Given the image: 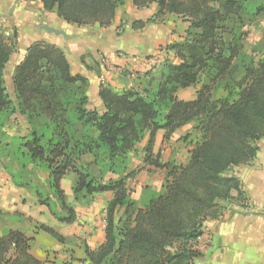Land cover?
<instances>
[{
    "label": "trees",
    "instance_id": "trees-1",
    "mask_svg": "<svg viewBox=\"0 0 264 264\" xmlns=\"http://www.w3.org/2000/svg\"><path fill=\"white\" fill-rule=\"evenodd\" d=\"M40 1L67 23L106 27L126 0ZM129 1L137 8L156 5L151 17L132 21L133 29L164 14L178 15L188 26L181 40L165 46L175 61L165 62L158 75L147 71L143 83L121 90L101 83V107L90 105L88 80L71 72L64 51L43 40L29 44L14 68L15 104L3 80L13 42L0 31V117L7 121L19 114L28 131L3 144L18 166L5 169L14 185L31 188L37 202L67 224L76 218L61 184L67 173L76 176L71 192L77 202L88 204L94 194L112 192L104 240L95 249L84 245L86 264H193L201 255L197 240L203 223L220 219L228 202L246 206L233 168L250 163L259 150L256 142L264 138V58L255 60L245 51L242 28L264 16V0ZM202 75L194 98L177 96ZM220 89L225 94L215 97ZM188 123L199 138L186 161L161 163L154 153L157 132L163 131L164 142ZM145 137L142 162L162 170L164 182L158 191L144 187L138 203L127 186L133 176L128 154ZM36 170L47 173L45 184ZM35 229L65 241L48 225ZM33 242V235L3 229L0 264H43L31 252Z\"/></svg>",
    "mask_w": 264,
    "mask_h": 264
},
{
    "label": "crops",
    "instance_id": "crops-1",
    "mask_svg": "<svg viewBox=\"0 0 264 264\" xmlns=\"http://www.w3.org/2000/svg\"><path fill=\"white\" fill-rule=\"evenodd\" d=\"M117 18L116 10L110 25L98 26L95 34L88 36L74 27L78 25L65 22L57 17L55 12L45 11L40 0H0V28L11 36L13 42V50L3 70V80L9 77L12 81L14 68L24 58L28 45L33 41L43 40L57 45L64 51L71 72L82 74L87 78L91 88L89 98L101 107V100L98 96L101 83L117 90L126 88L129 84L126 81L129 79L124 75L123 69L127 70L128 67L133 66L136 71L142 72L140 78L146 79L144 73L149 69L144 67L141 61L152 52L158 54L155 46L161 41L168 43H171L169 42L171 39L178 41L175 36L167 35L169 33L167 25H164L163 29L162 24H155L153 28H156V32L149 33L147 36L151 45H146V34L140 36L132 32V19L125 23L122 33L124 37H117L116 27L119 26V18ZM137 19L145 20L146 17L145 19L137 17ZM150 23L141 29L151 26ZM43 24L63 31V34L48 32L42 28ZM182 37L180 36L179 39L181 40ZM121 53L124 56L120 55ZM130 57L137 60L136 64H132ZM149 60L146 62H150ZM131 86L130 83L128 87ZM180 91L182 90L178 91L177 96ZM194 96L183 100L192 99ZM158 132L155 144H157ZM162 135L159 141H162ZM145 141L146 137L137 147L138 157H135L134 151L128 154L130 156L129 168L142 162ZM256 143L259 150L253 160L248 164L233 168L246 194V206L241 207L228 202L220 219L206 220L203 223V234L197 240V248L201 255L194 260L193 264H264V138ZM189 149L186 152L187 157ZM152 171L161 172L162 170L145 166L143 173L137 174V177L133 175L128 178L135 186L136 192L131 193L133 200L140 198L143 187H151L149 180L152 177L150 176ZM1 176L0 211L8 212L11 217L13 216L15 224L8 228L19 229L25 235L34 236L32 254L43 264H86L84 245L95 249L104 240L105 208L113 196L112 192L96 193L88 204L79 205L71 192L76 176L72 172L67 173L61 183L65 190L66 200L75 211L77 209L83 211L82 215L76 212L75 220L67 224L58 221L50 214L46 206L40 205L31 190L14 185L7 173ZM36 177L45 184L47 173L39 170ZM66 178L67 183L64 185ZM13 213L16 215H12ZM120 214L121 211L118 212V215ZM94 219L96 223L92 222ZM41 223L54 228L63 235L65 241L60 243L47 233L36 230L35 227ZM0 226L2 227L3 224L1 223ZM1 227L0 233L5 229Z\"/></svg>",
    "mask_w": 264,
    "mask_h": 264
},
{
    "label": "rangeland",
    "instance_id": "rangeland-1",
    "mask_svg": "<svg viewBox=\"0 0 264 264\" xmlns=\"http://www.w3.org/2000/svg\"><path fill=\"white\" fill-rule=\"evenodd\" d=\"M126 4L119 6L117 9V17L119 18V26L116 27V35L117 37H124L122 35L124 31V26L125 23L132 21L134 19H137V17H151L155 11H156V5L155 4H150L147 7L144 8H136L131 2L127 0L125 1ZM117 18V19H118ZM151 26L146 27V29H138L135 30L133 29V33H137L138 35H144L146 34V39L148 38L149 33H155L156 28H153L155 24H162V27L164 29V25H167L169 28V33L167 35H173L175 36V39L180 40V36L184 35V31L188 26V23H186L182 18L178 15L174 14H164L160 17H157L152 23H150ZM76 29L79 31H82L84 34L91 36L95 34L96 29L99 27L96 25H85V26H74ZM243 31L246 32V37L244 41V47L245 51L252 57H254L255 60L257 59H263L264 58V16L257 17L255 20L252 21H246V24L243 26ZM0 31L5 35L6 38L11 39V36H8L6 31H3V29L0 28ZM148 31V32H147ZM174 41V40H173ZM172 42V39L169 41ZM168 44L167 41H161V43L157 44L155 46V51L158 52V54H154L152 52L151 54L147 55L145 57V60L141 61V63H144V67H148L149 71L153 75H158L160 71H162L163 64L167 61H175L173 58V54L171 51H168L165 49V46ZM146 45H151L150 40L147 39ZM124 56V54H120ZM132 60V64H136L137 60H134V57H130ZM148 59H150V62H146ZM138 71V70H137ZM136 71L135 66L133 67H128L127 70L123 69L124 75L128 76L129 81L127 80L129 84L131 83L132 86H137L145 81L143 78H140L142 72ZM240 73H237V76H239ZM147 79V78H146ZM204 81V75H202L199 78V81L196 85L189 87L188 89L182 90L179 92L178 96L182 99H188L192 96H194V93L196 89L199 87L200 83ZM126 85V88L128 85ZM4 86L6 88V92L9 95V98L16 104V99L14 95V90H13V85L12 81L10 80L9 77H6L4 80ZM86 93L90 97L91 93V88L88 87L86 88ZM178 93V92H177ZM225 91L222 89L218 90L215 92V97L224 95ZM194 98V97H193ZM93 99V98H92ZM92 101L90 105H92ZM88 105V106H90ZM17 115V114H14ZM12 116L11 118L4 120V118L0 117V121H6L5 125L3 127H0L2 130H0V178L2 177L1 175H5L7 173L6 169H11V170H16L17 169V164L10 156L7 155L9 149H4L3 144L5 142L10 141V137L8 135H13V136H20V135H26L28 134V131L26 130V120L25 117L20 116ZM4 129V130H3ZM5 133L3 135L2 133ZM162 130L158 132L157 136V144H155L154 147V153L157 155V159L161 162H170V163H184L187 155V149L190 148L194 142L198 140V134L192 130V123H188L177 129L173 135L166 141L162 142L160 139V135H162ZM8 137V138H7ZM139 145V144H138ZM137 145V147H138ZM137 147L134 150V154L136 155L135 157H138L137 152L139 151ZM84 161H88L91 159L90 156H84L83 157ZM140 159V158H139ZM130 161V156L128 155V162ZM139 161V160H135ZM142 161V158H141ZM29 168L31 167L30 165L28 166ZM6 168V169H5ZM93 171H96V167H92ZM131 170H133V175L137 177V174L143 173L145 166L143 165V162H138L134 166H130ZM38 171L36 170V173ZM3 173V174H2ZM151 179L149 180L151 187H149L152 190L158 191L161 189V186L164 182V175L163 172H157V171H152L151 172ZM10 177V175H9ZM11 178V177H10ZM8 179V178H6ZM67 178L63 182L64 185H66ZM161 184V185H160ZM127 186L130 191V196L131 193L136 192L134 190L135 186L131 183V181L127 180ZM144 188V187H143ZM154 188V189H153ZM159 188V189H157ZM33 192L31 188H28ZM142 190L141 189V196L138 200H136L138 203L141 201L142 197ZM135 196V195H133ZM132 198V197H131ZM80 204H85L84 202H78ZM82 209H77L76 212L79 213L80 215L83 214ZM98 212V211H97ZM16 215V213H13L12 215ZM98 217V216H97ZM92 222L96 223V219H94ZM3 224L1 228H8L9 226H13L15 222H13V216H10V213L8 212H1L0 211V224Z\"/></svg>",
    "mask_w": 264,
    "mask_h": 264
},
{
    "label": "water",
    "instance_id": "water-1",
    "mask_svg": "<svg viewBox=\"0 0 264 264\" xmlns=\"http://www.w3.org/2000/svg\"><path fill=\"white\" fill-rule=\"evenodd\" d=\"M42 28L45 29L48 32H52V33L57 34V35L58 34H63V31H59V30H57V29H55L53 27L48 26L47 24H43Z\"/></svg>",
    "mask_w": 264,
    "mask_h": 264
},
{
    "label": "built area",
    "instance_id": "built-area-1",
    "mask_svg": "<svg viewBox=\"0 0 264 264\" xmlns=\"http://www.w3.org/2000/svg\"><path fill=\"white\" fill-rule=\"evenodd\" d=\"M201 237V236H200ZM200 237L198 238V240L200 239Z\"/></svg>",
    "mask_w": 264,
    "mask_h": 264
}]
</instances>
